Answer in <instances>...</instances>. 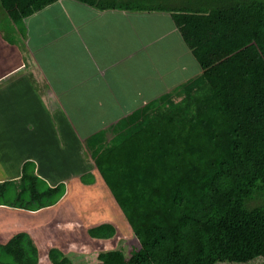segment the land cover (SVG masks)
Returning a JSON list of instances; mask_svg holds the SVG:
<instances>
[{
	"label": "trees",
	"instance_id": "16d2710c",
	"mask_svg": "<svg viewBox=\"0 0 264 264\" xmlns=\"http://www.w3.org/2000/svg\"><path fill=\"white\" fill-rule=\"evenodd\" d=\"M57 1L0 3L13 23L21 26ZM74 1L102 12L174 16L257 9L264 24V0ZM251 43L249 48L240 46L230 52L227 59L224 55L207 64L213 69L225 60L227 86L233 87L235 81V86L247 84L251 97L238 110L220 113L211 78L200 75L141 108L128 105L127 118L111 125L112 138L100 132L87 141L139 241L130 258L123 249H114L100 253L96 264L264 263V53L253 46L256 41ZM194 50L197 53L196 45ZM34 170L33 162L24 165L16 200L9 195L17 190L13 182L0 185V205L37 211L60 200L64 186L49 189L33 176ZM90 235L108 239L114 230L103 225L91 229ZM19 239L14 243L25 246ZM30 245L24 255V247L18 255L10 247L2 249L0 264H19L17 260L37 264L38 253ZM49 258L52 264H76L56 249Z\"/></svg>",
	"mask_w": 264,
	"mask_h": 264
},
{
	"label": "crops",
	"instance_id": "0c3cea01",
	"mask_svg": "<svg viewBox=\"0 0 264 264\" xmlns=\"http://www.w3.org/2000/svg\"><path fill=\"white\" fill-rule=\"evenodd\" d=\"M0 11L8 17L1 3ZM134 14L102 12L74 0H59L25 20L33 22L27 35L19 30L17 37L11 35L13 28L11 34L6 32L13 23L9 18H5L8 26L0 23V185L13 182L17 190L12 189L9 195L16 200L23 184L22 169L33 162V176L49 189L64 186V194L55 205L37 211L0 205V252L10 247L11 253L18 255V249L31 243L38 253L37 264H52L49 254L53 249L73 261L85 256V260L95 262L82 239L87 237L88 242L102 244L103 248L115 239V247H122L126 233H133L87 141L100 132L112 138L111 125L127 118L122 95L128 89L127 80H140L131 94L140 100L135 102L149 103L200 75L208 78L212 69L199 62L203 59L180 25L184 17L208 15ZM155 15L164 23L163 30L153 33L154 38L148 35L145 41V37L140 39L141 31L154 30L153 23L158 21ZM129 18L144 23L128 29L140 39V45L144 44L133 50L142 52L139 54L127 53ZM166 38L173 53L166 68L171 69L173 82L155 94L150 80L163 72V61L147 50L153 42ZM251 42L242 47L249 48ZM253 46L260 50L257 44ZM164 50L159 48L156 55L160 57ZM150 63L154 66L148 69ZM5 68L6 77L2 76ZM175 73L180 75L175 77ZM103 225L113 227L111 238L90 235L91 229ZM127 226L130 231H126ZM18 237L25 246L14 243ZM16 262L20 264L21 260Z\"/></svg>",
	"mask_w": 264,
	"mask_h": 264
},
{
	"label": "rangeland",
	"instance_id": "374dc122",
	"mask_svg": "<svg viewBox=\"0 0 264 264\" xmlns=\"http://www.w3.org/2000/svg\"><path fill=\"white\" fill-rule=\"evenodd\" d=\"M153 14L154 13H135L134 15H138V16L147 15L148 16V15H153ZM153 17L158 18V21L156 22L155 20L153 23L154 30L153 31H150V30L141 31L143 35H140V39H143L145 37L144 41L147 39L148 35H151L148 38H154L155 34H157L156 32L161 31L164 28V23L161 22L160 16L155 15ZM5 18L10 19L9 16L6 17V15H4L2 11H0L1 25L8 26V24H6L7 21L5 20ZM129 19L131 22L127 23V41H129V46H127L128 47L127 53L129 51L133 52V50L136 51L135 50L136 48H143V45H144V44L140 45L142 43L140 42V39L139 38L135 39V37H133V33H130V30H128L130 27L139 28L138 26H142L144 23L138 20L131 19V18ZM134 22L137 24H134ZM30 23L33 24L32 20H28L27 23L24 22L23 25L21 26H17L16 24L12 23L11 27L9 29L7 28L8 30L6 32H9V34H11L10 29L13 28L12 29L13 32L11 35H15L16 33H18V30L22 34L27 35ZM151 25H148V26L152 27ZM180 25H181V30L183 31L188 42L194 43L196 45L197 53L202 52L205 54L202 57H205V58L207 57V60L201 57V59H203V62L202 61L201 62L204 63L205 65H207L208 63L210 64L214 59L221 58L224 55H228L230 52L235 51L240 46L241 47L246 46L251 41H256L259 49L262 51V53H264V24L262 23V14L257 9L241 8V9H237L234 11H229L222 15L210 14L208 16H202V17L187 16V17H184L182 21H180ZM16 37H17V34H16ZM170 44L171 43H170L169 38L168 39L166 38L163 41H159V42L155 41L153 42V44L148 46L147 51H152V53L156 56V58L159 61L160 60L163 61V62L160 61L162 63L163 72L161 74H157L155 77V80H150V85L151 87H153L152 88L153 90L155 89L154 91L155 94L162 92L169 86V84L173 82V80H171L172 78V72H170L171 69L166 68L167 59L169 56H172L173 54L172 47ZM162 47L165 48V50L164 52H162L161 56L159 57V55H156V54H159V48H162ZM168 49H169V52L166 53ZM139 52L140 51L133 52V53L139 54ZM135 57H138V55ZM128 63L130 62L128 61ZM227 63L228 62L224 61L216 68L211 69L210 73H208V78H211L214 93L215 95H217V98L219 101L220 106L218 108H219L220 113H232L238 110L242 105H244V103L249 101L251 97L250 95L247 94L248 86L245 82H244L243 87L235 86L237 85L236 81L233 83V85H231L233 87L227 86L228 81L225 78V76H227V71H226ZM133 64L134 66L137 67V65L139 64V61L134 62ZM152 66H154V64L150 63V65H148L147 68L150 69ZM4 71L5 73H3L2 76L6 77L7 76L6 73L8 72V70L5 68ZM223 71L224 73L222 74ZM0 73L2 74V71ZM229 73H230V70H229ZM177 75H180V73H175V77ZM239 77H240V74L238 78ZM138 81L140 80H127L128 89L124 93H122V95L125 96L123 103H126L127 106L130 105V108H139V107L141 108L144 105L148 104L142 101L140 103H137L135 101H140V100L133 99V97H131V94H133L134 92L133 90L134 86L139 84ZM175 88H172L170 93H165V94L168 95V94L173 93ZM258 91H260V89L259 90L257 89L256 93ZM128 94L129 96H127ZM95 124H92L91 126L94 127ZM126 231H130L128 226H127ZM118 232L122 234V237L124 236L123 234L124 231L120 230ZM86 238L82 239V241L86 243L85 246H87L89 255H91L92 258L94 257L96 261L93 262L94 259L85 260V256L75 257L76 259L79 260V261L74 260L77 264L96 263L98 261L97 259L98 255L100 253L107 251V249H123L125 255L128 258H130L132 256V252L135 249L139 248V241L135 237L134 233H131V232L126 233V235L124 236V238H127V240H121L122 247H120V245L118 247L117 246L115 247L116 245L115 239L111 240V243L109 244L107 243V247L103 248L102 244L88 242V239ZM63 249L66 250V247ZM69 250L71 249L68 248L67 251ZM26 251H28L27 248L23 249L22 254L25 253ZM262 261H264V259H262ZM259 263L264 264L261 261H259Z\"/></svg>",
	"mask_w": 264,
	"mask_h": 264
}]
</instances>
